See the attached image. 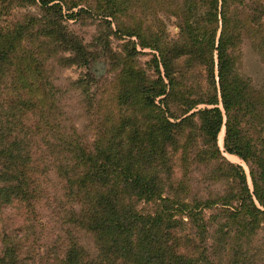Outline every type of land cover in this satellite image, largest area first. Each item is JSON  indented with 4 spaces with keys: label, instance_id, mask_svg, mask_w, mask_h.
I'll return each mask as SVG.
<instances>
[{
    "label": "rangeland",
    "instance_id": "rangeland-1",
    "mask_svg": "<svg viewBox=\"0 0 264 264\" xmlns=\"http://www.w3.org/2000/svg\"><path fill=\"white\" fill-rule=\"evenodd\" d=\"M184 1L49 0L42 4L39 0H0V31L23 24L21 39L13 41L16 58L37 66V72L27 81L18 77L13 66L0 61V264L124 263L106 254L97 234L76 221L81 220L85 206L80 204L77 187L71 188L67 177L75 165L76 151L71 147L81 143L85 149L91 148L108 132L109 118L113 121L128 112L117 98L130 65L144 71L147 76L144 84L159 77L169 83L161 52L167 58L168 51L188 35L183 30ZM257 8L261 6L256 2H247L248 14L258 13ZM239 11H233L232 19L245 17ZM261 24L264 25V19ZM221 26L219 20L216 46ZM252 28L243 33L234 54L240 72L259 93L258 100H251L243 126L248 136L258 142L254 146L260 150L264 148V58L260 49L264 26L253 23ZM153 34L161 38V50L146 44L153 42ZM128 54L132 55L127 58ZM207 55L210 58V51ZM217 56V50L213 55L211 52L217 92L201 58L195 55L192 61L171 60L169 68L174 70V80L172 89L168 87L167 91L172 92L170 107L177 117L171 120L180 121L191 115L197 125L200 123L192 113L207 105L200 103L188 111L183 105L188 98L198 100L217 94L218 106L223 108ZM155 58L159 61V72L153 65ZM28 82L36 83L33 91L28 89ZM162 97L166 96L159 98ZM193 134L202 149L198 128ZM23 135L29 136L28 151L23 154L31 155L25 156L29 160L25 165L30 161L32 168L34 165L29 174L22 168L26 161H7L1 152L9 137L15 140ZM225 135L223 124L217 136L223 160L201 162L195 158L199 149L194 147L188 165L178 171L186 181L187 191L182 196H188L194 211L201 213L208 225V232L204 233L188 217L179 216L178 237L183 244H192L193 239L200 250L206 249L213 264L235 260L238 264H264V216L258 215L259 221L254 224L248 215L250 225L245 229L240 213L249 205L264 211V182L259 181L257 193L253 179L254 173L259 176L263 170L252 161L227 152ZM219 167L221 171L216 170ZM12 174L18 176L16 181ZM242 176L249 193L239 187L238 178ZM166 190L165 195H169V189ZM125 202L133 203L143 214L161 209V201L127 197ZM75 247L79 254L72 263L68 256Z\"/></svg>",
    "mask_w": 264,
    "mask_h": 264
},
{
    "label": "trees",
    "instance_id": "trees-1",
    "mask_svg": "<svg viewBox=\"0 0 264 264\" xmlns=\"http://www.w3.org/2000/svg\"><path fill=\"white\" fill-rule=\"evenodd\" d=\"M248 1L250 0H185V11L182 12L183 30L188 35L168 51L167 58L161 52L169 83L159 77L156 81L144 84L147 79L144 71L130 65L126 71L127 79L123 77L122 90L117 98L118 104L126 106L128 112L113 121L109 118L108 132L102 134L91 148L85 149L81 143L71 147L76 151L75 154L72 152L75 165L67 177L71 188L77 187L80 204L85 206L81 220L76 221L97 234L96 237L104 245V252L115 261L122 260L123 264H213L206 249L200 250L193 239H190L192 244H183L180 241L182 238L178 237L181 229L179 216L188 217L204 233L208 232L204 217L194 211L187 195L182 196L187 191L184 186L186 181L178 171L188 165V158L194 153V147L199 149L195 158L201 162H218L224 159L217 145V136L223 124L226 125V151L252 161L263 170L259 172V176L253 174L257 193L260 190L259 181L264 182V148H255L254 145L258 142L253 136H248L243 126L249 114L251 100H258L259 93L240 72L238 59L234 54V50L242 42L240 39L243 33L251 31L253 23L264 26L261 24L264 19V0H251L261 8H257L258 13L250 14L246 11ZM39 2L46 4L49 0ZM234 10H240V14L245 17L232 19ZM219 20H222V26L216 46ZM207 29L208 33L202 32ZM24 30L25 26L20 24L18 28L11 30L7 27L0 31V61L13 66L18 77L29 81L28 78L37 72V66L18 60V53L13 47V41L20 40ZM146 44L162 49V41L157 34H153V42ZM260 49L264 58V38ZM215 50L218 55V89L223 108L218 106L217 94L198 100L188 98L183 104L188 111L200 103L207 105L192 113V116H198L200 123L197 125L190 118L191 115L180 121L171 120L177 117L173 116L170 107L172 92L167 91L174 80V70H170L169 63H172V59L179 61L182 58L192 61L195 55L201 58L207 66L214 91L217 92L215 61L211 57V52L213 55ZM209 51L210 58L207 55ZM132 54H128L127 58ZM153 65L159 72L157 58ZM39 83L38 85L42 84ZM34 86H37L36 83L31 82L28 89L33 91ZM162 95L166 97L159 98ZM197 128L202 137V149L195 142L197 135L193 134ZM7 141L1 150L3 157L11 162L18 159L26 161L22 163V168L29 174L31 169L34 170V165L33 168L30 166L32 161L28 166L25 165L29 161L25 156L31 155L23 154V151H28L29 136H16L15 140H10L9 137ZM6 167L8 171L9 167ZM216 170L221 171V167ZM1 175L0 173V177ZM11 177L13 181L18 179L13 174ZM238 179L241 180L240 189L244 188L249 193L243 176ZM166 189H169V195H165ZM127 197L161 201V209L154 214H143L133 203L125 202ZM243 198L240 197L241 200ZM240 213L244 216L242 226L245 229L250 225L246 219L248 215L254 219V224L259 221L258 215L264 216V211L254 205H249ZM202 239L203 242L206 241L205 234ZM78 254L79 250L75 247L69 254L68 261L74 263ZM228 264H238V260Z\"/></svg>",
    "mask_w": 264,
    "mask_h": 264
}]
</instances>
